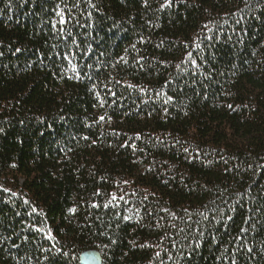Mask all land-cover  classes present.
Instances as JSON below:
<instances>
[{
	"label": "trees",
	"instance_id": "trees-1",
	"mask_svg": "<svg viewBox=\"0 0 264 264\" xmlns=\"http://www.w3.org/2000/svg\"><path fill=\"white\" fill-rule=\"evenodd\" d=\"M88 249L264 264V0H0V264Z\"/></svg>",
	"mask_w": 264,
	"mask_h": 264
},
{
	"label": "water",
	"instance_id": "water-1",
	"mask_svg": "<svg viewBox=\"0 0 264 264\" xmlns=\"http://www.w3.org/2000/svg\"><path fill=\"white\" fill-rule=\"evenodd\" d=\"M80 264H102V258L95 249H88L79 255Z\"/></svg>",
	"mask_w": 264,
	"mask_h": 264
},
{
	"label": "snow or ice",
	"instance_id": "snow-or-ice-1",
	"mask_svg": "<svg viewBox=\"0 0 264 264\" xmlns=\"http://www.w3.org/2000/svg\"><path fill=\"white\" fill-rule=\"evenodd\" d=\"M57 15H58V16H61L60 23L63 24L65 21H64V19H63L62 14L58 12ZM17 51H19V49H17ZM73 70H75L74 66H73ZM101 119H103V117H102ZM97 195H98V194H97ZM113 199H115V196L113 197ZM71 211H75V210L73 209V210H71ZM125 219H127V217H125ZM53 247H55V245H54ZM56 250H57V252L60 251V249H56Z\"/></svg>",
	"mask_w": 264,
	"mask_h": 264
}]
</instances>
